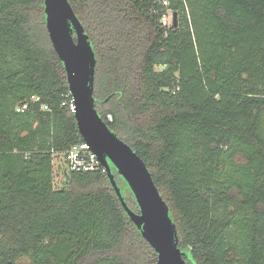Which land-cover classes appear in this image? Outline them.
I'll return each mask as SVG.
<instances>
[{
	"label": "trees",
	"instance_id": "1",
	"mask_svg": "<svg viewBox=\"0 0 264 264\" xmlns=\"http://www.w3.org/2000/svg\"><path fill=\"white\" fill-rule=\"evenodd\" d=\"M70 2L96 52V107L148 165L188 263L264 264V0ZM169 11L177 20L163 24ZM64 99L44 0H0V264H154L106 172L67 169L55 187V155L84 141ZM237 141L248 147L234 156L253 176L246 192L220 182ZM227 203L248 219L243 261L217 213Z\"/></svg>",
	"mask_w": 264,
	"mask_h": 264
},
{
	"label": "water",
	"instance_id": "2",
	"mask_svg": "<svg viewBox=\"0 0 264 264\" xmlns=\"http://www.w3.org/2000/svg\"><path fill=\"white\" fill-rule=\"evenodd\" d=\"M45 21L50 39L66 70L74 112L84 140L107 168V176L125 211L135 217L144 238L155 249L154 264H189L191 254L179 246V234L167 203L152 173L137 151L103 119L94 96L97 57L93 42L70 0H44ZM177 20V14L174 13ZM113 167L128 183L140 212L131 209Z\"/></svg>",
	"mask_w": 264,
	"mask_h": 264
},
{
	"label": "rangeland",
	"instance_id": "3",
	"mask_svg": "<svg viewBox=\"0 0 264 264\" xmlns=\"http://www.w3.org/2000/svg\"><path fill=\"white\" fill-rule=\"evenodd\" d=\"M174 19L173 13L169 11L168 23L171 24ZM164 24V23H163ZM233 149L228 151L223 159V167L221 168V186L227 190L230 187H240L242 191H249L253 184V176L242 164L234 158L235 152L245 151L248 147H245L242 142L237 141L233 145ZM54 184L55 187L60 188L65 183V172L67 170V163L62 154H56L54 157ZM127 189L126 186L123 187ZM129 195V194H128ZM237 198V197H236ZM235 205L231 203L224 204L217 210L224 224L227 226L225 234L229 244L235 246L238 250L239 259H246V253L249 244V233L245 212L238 214L235 212ZM20 264H30L29 257L21 259Z\"/></svg>",
	"mask_w": 264,
	"mask_h": 264
},
{
	"label": "built area",
	"instance_id": "4",
	"mask_svg": "<svg viewBox=\"0 0 264 264\" xmlns=\"http://www.w3.org/2000/svg\"><path fill=\"white\" fill-rule=\"evenodd\" d=\"M167 4V1H164ZM172 12V11H171ZM173 13V12H172ZM169 12L162 17L164 24L168 23ZM174 16V14H173ZM174 20V19H173ZM71 94V92H70ZM40 100L38 95H31L27 100H24L17 104L16 110L18 112H24L30 108L31 103ZM62 105L68 106L73 112L76 111L77 105L71 94V99H64ZM43 109H48V105L43 104ZM67 163V169L75 172H106L107 168L103 164L102 160L96 152L91 149L89 143L85 140L72 144L64 153H62Z\"/></svg>",
	"mask_w": 264,
	"mask_h": 264
}]
</instances>
